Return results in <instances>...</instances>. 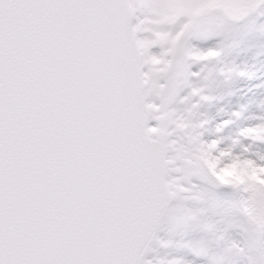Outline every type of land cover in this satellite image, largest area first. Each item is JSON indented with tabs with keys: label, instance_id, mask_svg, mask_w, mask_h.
<instances>
[{
	"label": "snow or ice",
	"instance_id": "1",
	"mask_svg": "<svg viewBox=\"0 0 264 264\" xmlns=\"http://www.w3.org/2000/svg\"><path fill=\"white\" fill-rule=\"evenodd\" d=\"M0 264H264V0H0Z\"/></svg>",
	"mask_w": 264,
	"mask_h": 264
}]
</instances>
